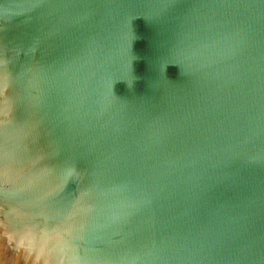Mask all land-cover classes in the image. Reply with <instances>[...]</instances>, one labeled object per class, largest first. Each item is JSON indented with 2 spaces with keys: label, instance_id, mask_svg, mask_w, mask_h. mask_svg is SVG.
Listing matches in <instances>:
<instances>
[{
  "label": "water",
  "instance_id": "water-1",
  "mask_svg": "<svg viewBox=\"0 0 264 264\" xmlns=\"http://www.w3.org/2000/svg\"><path fill=\"white\" fill-rule=\"evenodd\" d=\"M0 264H264V0H0Z\"/></svg>",
  "mask_w": 264,
  "mask_h": 264
}]
</instances>
